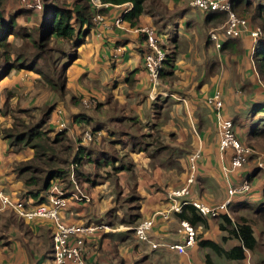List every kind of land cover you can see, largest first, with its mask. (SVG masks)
Masks as SVG:
<instances>
[{
    "label": "crops",
    "instance_id": "0c3cea01",
    "mask_svg": "<svg viewBox=\"0 0 264 264\" xmlns=\"http://www.w3.org/2000/svg\"><path fill=\"white\" fill-rule=\"evenodd\" d=\"M161 1V13H142L135 24L123 18L130 4L103 5L102 19L72 48L63 95L43 84L32 70H12L0 80V127H10L18 109L52 106L46 127L52 135L64 132L71 141L79 161V184L90 196L87 203L69 200L60 216L68 224L107 226L83 237L86 264H207L206 254L213 264H264L259 244L246 252L245 259L235 261L201 248L196 241L178 253L151 249L133 235L138 221L152 218L153 241L182 240L180 219L170 208L167 192L185 184L189 156L195 150L199 156L191 198L219 204L227 198L228 186L252 170L253 191L235 196L229 208L250 205L264 196V180L256 176L259 172L254 174L255 167L247 163L236 172H225L230 152L220 151L216 116L205 103L220 91L224 116L233 117L239 135L246 136L254 105L264 102V87L250 56V36L223 39L217 50L208 31L221 22L206 20L208 15L191 6L190 0ZM148 26L174 56L172 67L163 66L155 85L142 61L145 38L139 29ZM32 116L38 119L40 114L32 111ZM86 131L93 135L91 141H82ZM33 155L32 148L14 149L0 136V188L13 197L28 198V208L38 202L14 166ZM218 222L207 218L208 228L198 233L225 249L237 244L235 239L221 242ZM52 227L48 218L26 220L0 209V264H52ZM74 241L70 236L69 242Z\"/></svg>",
    "mask_w": 264,
    "mask_h": 264
},
{
    "label": "trees",
    "instance_id": "16d2710c",
    "mask_svg": "<svg viewBox=\"0 0 264 264\" xmlns=\"http://www.w3.org/2000/svg\"><path fill=\"white\" fill-rule=\"evenodd\" d=\"M53 1V0H52ZM0 0V48L7 46V36L17 35V25L13 18L6 19L3 9L1 8ZM40 2V1H39ZM243 2L246 6L250 5L248 0H233L232 9L235 11V5ZM98 3L102 6L97 7L94 0H74L71 7L64 8L58 3L48 4L46 9L51 10L49 18H41L40 26L41 33L39 34V41L33 40V46L37 49L45 48L46 43L52 41L63 40L70 46L75 47L82 43L84 36L88 33L89 29L94 25V17L96 14H102L105 11L103 5H120L124 3L130 4V9L126 11L123 18L135 24L142 13L155 16V12H162L164 6L161 0H98ZM41 5V4H40ZM43 5H41L42 8ZM25 9H31L24 7ZM160 8V9H159ZM35 10V8H32ZM217 14V15H216ZM221 12L208 13V19L214 23L222 22ZM209 15H211L209 17ZM215 15V16H212ZM226 17V15H225ZM258 17L262 21V36L260 43L257 47L255 54L253 55V64L255 71L259 79L264 84V10L263 7L257 8ZM253 17V18H255ZM38 25V26H39ZM174 56L170 53L167 54L164 60V66L172 67ZM28 60H24L23 57H17L16 61H9L6 57L5 63H3L0 69V79L7 76L12 69H30L40 75V79L43 84L50 87L52 90L57 91L58 94L63 95L65 93V68L60 73V82L53 81V79L46 73L41 72L37 68L36 61L32 60L27 63ZM42 73V74H41ZM6 103L3 111L7 112ZM52 110V106H44L42 108H34L30 110L18 109L15 111L13 123L10 127H0V136L8 141V144L14 149H21L24 147H30L34 151V155L31 159L16 163L14 170L18 172L24 181V185L28 189V194L36 199V202L41 203L45 201L44 196H40V193L45 192L51 182L61 181L65 187H69L71 184L70 172L71 164L76 163L73 168L74 177L81 180L77 175V155L73 154V146L64 132L60 131L54 135L46 127L47 117ZM32 111H38L40 114L38 119L32 116ZM253 111H264V102L256 103L253 107ZM14 112V111H13ZM29 117L26 120L21 115ZM261 125H264V118L260 120L256 129H259ZM257 134H264V128L256 131ZM252 176V175H251ZM249 176L248 180L251 179ZM251 181V180H250ZM80 183V182H79ZM250 183V182H249ZM81 184V183H80ZM247 206L246 203L235 205L231 208L238 206ZM180 220H186L190 225L196 228L201 225L203 229L208 228L207 216H202L192 205H185L180 213H176ZM138 217V216H137ZM212 218H218L219 230L223 233L221 235V242H226L228 239L237 240V244L225 249L220 243H217L211 239H204L201 234L195 236V241L201 248H207L218 256H222L227 260H243L246 257L247 251H254L257 248L258 241L254 234V229L247 218L240 216L236 220H233L231 216L226 213H222L218 216H211ZM205 261L207 264H213L209 255H205Z\"/></svg>",
    "mask_w": 264,
    "mask_h": 264
},
{
    "label": "built area",
    "instance_id": "2783aa9c",
    "mask_svg": "<svg viewBox=\"0 0 264 264\" xmlns=\"http://www.w3.org/2000/svg\"><path fill=\"white\" fill-rule=\"evenodd\" d=\"M233 0H190V5L204 14L211 12L225 13V23L209 32L210 40L214 41L216 47L220 48V39L239 38L248 34L251 38L250 56L255 54L260 43L262 30L259 26L250 25L251 23L242 16L237 15L232 9ZM98 3V0H94ZM28 7H40L39 0H33ZM94 21L101 20V16L96 14ZM120 19L117 20V22ZM145 38V48L142 53L143 67L149 75L150 81L155 85L159 80V74L164 66V60L167 53L163 50L158 34L153 27H142L139 29ZM168 51V50H167ZM90 101H84L88 106ZM206 102L215 110L216 124L218 131V147L220 151H229V164L224 167L225 172L233 173L241 168L247 162V158L252 156L254 150L244 145L236 136L234 123L232 119L225 117L222 108V99L220 91H214L206 98ZM93 135L90 131L83 134V140L91 141ZM80 144V142H78ZM199 151L191 154L189 157L190 172L184 185L179 188L171 189L167 192V198L171 203L170 208L175 213H180L185 205H192L202 216H218L222 213H228L229 206L233 203V198L249 192L250 183L246 175L236 184H230L227 188V198L219 204L202 202L191 198V185L195 182V158ZM196 155V156H195ZM75 162L71 164L70 180L71 185L65 187L59 180L51 182L49 188L44 192L45 201L35 206L27 207V199L24 197H13L0 188V209H9L20 217L31 220L34 218H48L52 221V264H68L69 261L74 264H86L84 260V240L86 234H91L96 230L106 229L103 223H88L87 225H74L66 223L60 216V210L65 208L69 200L75 202L87 203L90 196L87 190L81 186L74 177L73 168ZM263 168V163L258 162L256 168ZM229 215V214H227ZM230 216V215H229ZM152 218L142 219L133 227L132 231L138 241L147 243L151 249L166 248L178 253H184L186 248L192 246L195 242L196 228L190 225L186 220H180V231L183 238L178 242L153 241L149 236L152 227ZM74 236V243L69 242V237Z\"/></svg>",
    "mask_w": 264,
    "mask_h": 264
},
{
    "label": "rangeland",
    "instance_id": "374dc122",
    "mask_svg": "<svg viewBox=\"0 0 264 264\" xmlns=\"http://www.w3.org/2000/svg\"><path fill=\"white\" fill-rule=\"evenodd\" d=\"M39 1H40V4L43 5L42 8L40 5V7H36L35 10L32 9L33 7H30L31 9L29 10V9L23 8V6L27 8L28 4H31L33 0H2L1 8L3 9L5 18L14 19L17 25L18 34L15 36L11 34L8 35L6 39L7 46L4 48H0V69L3 66V63H5L6 57L8 58L9 61H16L17 57L19 56V57H23L24 60H28L27 61L28 64L32 60L36 61L38 65L37 68H40L39 70L41 72L42 71L46 72L53 79V81L60 82V73L62 69L65 68L67 65L68 59L72 52L73 47L70 46L67 42L59 39L57 41L46 43L47 46L45 48L42 47L41 49H37V47L33 46L32 41L33 40H35L36 42L39 41V34L42 31L41 26L39 25L41 22V18L44 17L47 19L51 15V10L46 9L45 6H47L49 3L50 4L58 3L60 6L64 8H68V7L70 8L74 0H53V1L52 0H39ZM248 1L250 2V5L246 7L243 4V2L237 3L235 5L236 8L234 12L237 15L242 16L245 19H247L251 23L250 25L259 26L260 28H262L261 19L255 16L257 14L258 7H263V10H264V0H248ZM218 19H222V22L221 23L218 22L220 24L218 26H215L216 28L211 27L210 28L211 30L221 27L225 23L226 17L225 15L222 14V17ZM208 36H209V33H208ZM229 39H236V38H229ZM222 40L223 39H220L221 45H222ZM263 41H264V38H263ZM212 42L214 44V41ZM214 47L217 50L220 49L216 47L215 44H214ZM163 50L166 51L167 54H170V52L167 51L165 48H163ZM24 69L30 70L27 68H24ZM12 70H19V69L16 68ZM258 80L260 81L259 83L262 84V85L260 84V86L264 87V84L262 83V81L260 79ZM220 94H221L222 104L224 107L222 93L220 92ZM205 103L207 106H209L206 102V99H205ZM209 107L215 114V110L211 106ZM222 112H223V108H222ZM228 118L232 119L233 121V117H228ZM249 118H250V121L248 123L249 125L246 131L247 132L246 136L244 133L243 134L240 133L239 135L235 124H234V129H235L237 138L244 145H247L254 150V153L252 154V156L247 158V162L244 164V166H246L248 163L249 166L255 167L257 171L254 174L256 175L259 172V175H256V176L258 177V179L260 178L264 180V134L260 135V134L255 133L256 131H259L262 128H264V125H261L259 129L255 130L258 123H260V120L264 118V111L255 112V113L253 111L252 115H250ZM193 152L195 153L196 150L192 151L191 153L193 154ZM198 156L199 154L196 156L195 159H197ZM258 162L263 163V168H259V167L256 168ZM254 171L255 170L250 171V173L247 175L248 178L249 176H251V174L253 175ZM189 172H190V169L188 170V174ZM253 179L254 177L252 178V181L248 180L250 182L249 192L243 195H239V196H245L247 194L249 195L250 192L253 191V188H252ZM194 180H195V177H194ZM231 184H234V183H231ZM263 201H264V196H262L260 200L258 199V201L250 205L246 203L247 206L245 207L240 205L238 207L231 208L229 209L227 213L232 217L233 220H236L240 216H243L248 219V221L251 223L254 229V233L258 239V244L261 246L262 253H264V202ZM206 218H212V217L207 216ZM201 229H203L202 226L198 225V227L196 228V235L200 234L198 233V231Z\"/></svg>",
    "mask_w": 264,
    "mask_h": 264
}]
</instances>
